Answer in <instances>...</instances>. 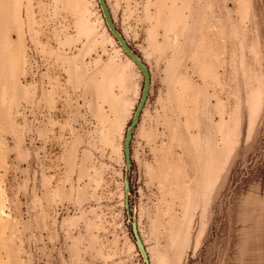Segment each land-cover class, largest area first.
Wrapping results in <instances>:
<instances>
[{"label":"rangeland","instance_id":"rangeland-1","mask_svg":"<svg viewBox=\"0 0 264 264\" xmlns=\"http://www.w3.org/2000/svg\"><path fill=\"white\" fill-rule=\"evenodd\" d=\"M7 3L0 264H144L124 202L142 72L98 0ZM107 3L151 72L130 195L151 264H264V0Z\"/></svg>","mask_w":264,"mask_h":264},{"label":"water","instance_id":"water-1","mask_svg":"<svg viewBox=\"0 0 264 264\" xmlns=\"http://www.w3.org/2000/svg\"><path fill=\"white\" fill-rule=\"evenodd\" d=\"M98 3L109 31L117 40L124 53L134 61V63L140 69L144 77L142 95L137 105V108L134 112L131 123L127 128L125 134V140H124V158H125L124 202L126 207L127 218L131 224L132 234L136 242V245L140 251V254L142 256L143 262L144 264H151L149 253L147 251V248L139 231L138 221L135 215H133V213L131 212V207H130L131 170H132L131 141H132L133 133L137 127V124L139 123L141 111L149 96V90L151 87V72L149 70L147 63H145L143 58L129 45L125 36L117 28L111 10L108 6L107 0H98Z\"/></svg>","mask_w":264,"mask_h":264},{"label":"crops","instance_id":"crops-1","mask_svg":"<svg viewBox=\"0 0 264 264\" xmlns=\"http://www.w3.org/2000/svg\"><path fill=\"white\" fill-rule=\"evenodd\" d=\"M7 0H2L0 5V20L1 17L5 18L8 11V5Z\"/></svg>","mask_w":264,"mask_h":264},{"label":"bare ground","instance_id":"bare-ground-1","mask_svg":"<svg viewBox=\"0 0 264 264\" xmlns=\"http://www.w3.org/2000/svg\"><path fill=\"white\" fill-rule=\"evenodd\" d=\"M130 60V59H129ZM133 61V60H132ZM134 62V61H133ZM149 67V66H148ZM150 70V69H149ZM150 91V90H149ZM142 95V94H141ZM145 104H146V102H145ZM145 104H144V106H143V109H144V107H145ZM137 108V107H136ZM136 108H135V110H136ZM143 109H142V111H143ZM120 110H123V108L122 109H120ZM142 111H141V113H142ZM119 112V111H118ZM124 112V111H123ZM122 113V112H121ZM122 115V114H121ZM134 115V114H133ZM141 116V115H140ZM116 117H118V116H116ZM133 118V117H132ZM119 119V118H118ZM119 120H121V118L119 119ZM117 122V121H116ZM121 123V122H120ZM131 123V122H130ZM118 124V123H117ZM130 125V124H129ZM138 125V124H137ZM129 127V126H128ZM142 237V236H141ZM143 239V238H142ZM145 243V242H144ZM146 246V245H145ZM147 248V247H146ZM147 251H148V249H147ZM149 253V252H148ZM149 258H150V255H149Z\"/></svg>","mask_w":264,"mask_h":264}]
</instances>
